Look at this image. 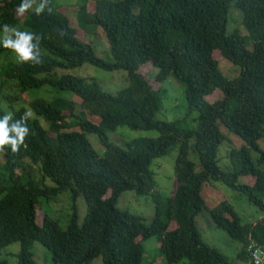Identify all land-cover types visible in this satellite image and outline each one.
<instances>
[{"label": "trees", "instance_id": "obj_1", "mask_svg": "<svg viewBox=\"0 0 264 264\" xmlns=\"http://www.w3.org/2000/svg\"><path fill=\"white\" fill-rule=\"evenodd\" d=\"M20 2L0 0V30L9 24L40 36L42 63L0 65V116L34 113L26 146L15 156L10 149L0 153V256L19 245L17 264H37L33 246L40 243L53 264H94L98 258L103 264H153L144 244L157 238L167 264H231L203 242L196 219L206 211L213 227L241 244L237 260L253 264L250 246L264 253V0H82L76 25L53 0L50 14L31 9L20 19ZM233 9L243 30L232 31ZM89 28L102 30L113 62L96 54L97 44L79 39V30L89 34ZM9 53L0 47V59ZM222 62L239 75L230 80ZM87 65L125 71L129 85L112 94L97 80L71 73ZM146 66L157 71L156 82L140 72ZM173 77L185 87L188 110L199 114L197 129L157 120L161 84ZM216 95L221 98L210 101ZM222 127L245 143L228 152L229 171L218 165L226 141ZM120 128L159 137L124 140ZM89 135L98 137L100 152ZM175 148L178 188L170 197L156 196L151 167ZM244 178L253 185L242 184ZM216 183L243 195L262 217L244 222L226 201L211 209L202 190ZM128 192L153 198L151 220L120 207ZM69 200L64 227L53 205Z\"/></svg>", "mask_w": 264, "mask_h": 264}, {"label": "rangeland", "instance_id": "obj_2", "mask_svg": "<svg viewBox=\"0 0 264 264\" xmlns=\"http://www.w3.org/2000/svg\"><path fill=\"white\" fill-rule=\"evenodd\" d=\"M82 0H53L54 4L57 7L61 8V11L67 13L68 16L73 21V24L76 25V13L78 11L77 4H80ZM39 1L35 0L33 4L32 11H35V7L38 6ZM65 9V10H64ZM234 13V14H233ZM234 22L232 24V31L235 29H242L241 24V15L235 9L232 10ZM231 14V20L233 21ZM24 19V17H19ZM23 24H20L22 27ZM78 37L80 40L85 43H94L97 44L94 46L95 52L97 55L102 57L107 62H113L112 55L110 53L109 44L107 39L102 33L101 29L89 28V34L84 33L79 30ZM103 52H107L104 53ZM217 59H221V56L218 55ZM12 61L17 63L15 58V53H9L2 56L0 59V65H6ZM223 72L230 77V80L235 79L239 74L235 67H233L229 62H222ZM239 70V69H238ZM140 72L144 75L148 74L147 77L153 82H156V74L154 68L150 66L143 67ZM72 74L82 77H88L97 80L101 85L104 91L115 94L118 90L126 88L129 83L127 81L128 75L125 71H115L107 72L100 68L92 66H84L75 71H71ZM153 73V74H149ZM15 89L6 90V92L11 95ZM161 97H162V109L157 115L158 121L165 122H181V124L190 130L198 128L197 119L199 114L197 112H190L188 110V105L185 97V87L179 83L174 77L170 78L164 84H161ZM65 96L69 97L70 95L65 93ZM23 98L28 103L30 100L27 95H24ZM219 95L210 98V101H215L220 99ZM77 104L81 103V100L77 97L74 98ZM222 132L226 136L225 143L220 147L218 153V165L221 169L225 171L230 170V159L228 152L231 149H239L245 143L242 139L236 135L230 133L227 129L222 127ZM118 133L121 134V138L124 140H134L139 138H158L159 133L156 131H133L128 128H120ZM94 148L100 152V141L96 135H89ZM260 146L264 151V141L260 142ZM179 154V149H173L167 156L157 159L153 162L151 167L152 171L156 174V181L158 189L155 190V195H162L163 197H170L176 192L178 188V181L175 176V163ZM260 157L258 153H253V159L257 161ZM190 158L197 165V171L200 172V163L197 156L194 153L190 154ZM1 160V159H0ZM2 162V161H0ZM242 184L253 185L254 180L252 178H244L241 180ZM202 197L205 199L207 205L212 209L217 206L219 203L226 201L228 202L239 214L244 222H254L262 217V212H260L256 207L249 204L247 199L240 193L233 191L223 184L216 183L211 186H205L202 190ZM62 202V201H61ZM82 209L80 210V216L82 215L83 210L85 209L83 203ZM155 203L153 198H139L136 194L132 192L125 193L120 201V207L123 210H127L133 214L144 217L148 221L152 219V216L155 211ZM70 205L71 201L69 200L68 204L58 203L54 204V208L58 211V215H63L62 224L64 227L68 225L67 216L70 215ZM56 211V212H57ZM54 218V217H53ZM56 219V218H54ZM83 219V215L81 220ZM59 220V219H58ZM197 227L201 233L203 242L210 246L213 249L218 250L220 253L225 255L231 264H247L237 260V252L240 250L241 244L237 241L232 240L228 234L222 230H219L213 227L210 223V215L208 212L201 213L196 219ZM62 225V226H63ZM159 239L152 238L145 242V251L146 255L150 257L149 262L155 261L153 264H167L161 258L160 253V244ZM20 252L19 245H15L7 249V251L0 256V260H6L9 264L18 263V254ZM33 253L37 264H53L51 253L46 250L40 243H35L33 246ZM94 264H103L102 258L95 260ZM148 264V263H147ZM179 264H189V260H183Z\"/></svg>", "mask_w": 264, "mask_h": 264}, {"label": "clouds", "instance_id": "obj_3", "mask_svg": "<svg viewBox=\"0 0 264 264\" xmlns=\"http://www.w3.org/2000/svg\"><path fill=\"white\" fill-rule=\"evenodd\" d=\"M35 0H21L16 7V15L24 17L32 8ZM47 10L51 13L49 0H40L35 7V14L40 15ZM41 37L29 31H21L17 27L4 24L0 30V47L15 53L18 64L39 65L42 63L40 52ZM31 109L26 110L18 119L14 118L11 111L0 116V153L10 149L11 155L15 156L21 146H26V138L30 134L28 122L33 118Z\"/></svg>", "mask_w": 264, "mask_h": 264}, {"label": "built area", "instance_id": "obj_4", "mask_svg": "<svg viewBox=\"0 0 264 264\" xmlns=\"http://www.w3.org/2000/svg\"><path fill=\"white\" fill-rule=\"evenodd\" d=\"M249 253L251 254V262L253 264H264V253L257 250L255 245L250 246Z\"/></svg>", "mask_w": 264, "mask_h": 264}]
</instances>
